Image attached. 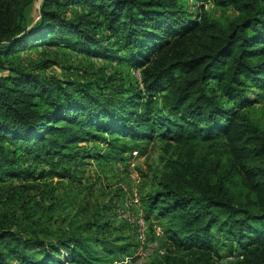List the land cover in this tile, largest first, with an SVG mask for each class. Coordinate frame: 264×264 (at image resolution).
<instances>
[{
  "label": "trees",
  "instance_id": "1",
  "mask_svg": "<svg viewBox=\"0 0 264 264\" xmlns=\"http://www.w3.org/2000/svg\"><path fill=\"white\" fill-rule=\"evenodd\" d=\"M195 1L235 15L194 16L181 0H41L32 25L37 0H0V183L45 177L16 170L13 148L75 182L87 159L129 165L160 141L142 206L160 221L165 253L149 264L227 254L228 264H264V128L248 110L251 92H264V0ZM42 46L125 63L141 84L123 90L103 69L67 80L40 72L55 62L12 59ZM31 185L0 207V264H125L131 245L108 235L105 208L82 220L84 210L46 206Z\"/></svg>",
  "mask_w": 264,
  "mask_h": 264
},
{
  "label": "rangeland",
  "instance_id": "2",
  "mask_svg": "<svg viewBox=\"0 0 264 264\" xmlns=\"http://www.w3.org/2000/svg\"><path fill=\"white\" fill-rule=\"evenodd\" d=\"M40 1L37 0L33 12V23L39 19L37 10L40 7ZM185 10L192 13L194 16L201 12V7L213 18H221L224 20L228 17H234L235 12L232 9H220L212 2H197L195 0H181ZM77 10V7H73ZM77 8V9H76ZM16 64L22 65L24 68H30L34 65L49 63L46 70H40L43 75H54L59 78H64L73 81H90L96 80L94 72L98 69H103L102 76H112L116 81V86H121L123 90L136 89L141 84V72L135 68H130L127 64L106 62L103 60L92 59L83 55L72 52L65 47H50L42 46L39 48L26 49L18 52L12 57ZM8 71H2L1 76H8ZM257 90L251 92V99L255 103L250 107L249 112L254 121L264 128V92L256 94ZM232 103H230V106ZM89 146L101 145L92 143ZM18 163L15 166L16 170L34 173L36 177L44 175L43 179L34 182L35 178H29L25 181L20 179L9 178L0 183V207L9 205L10 198L16 193L14 188L30 184L38 185L36 194L40 191L47 192L43 202L46 206L61 205L65 201L67 207L75 214L80 210V219L86 220L99 208H105L108 216L110 229L107 231L111 238L119 239L120 244H130V257L125 258V264H149L158 255L164 254V234L160 221L146 220L143 206L141 210H134V218L132 222L122 220L117 213V206L126 196H139L141 201L154 188L151 185L153 172L156 169L162 168V143L156 141L150 143L147 152L144 156H132L128 163H107L97 162L94 159H87L86 165L79 167L74 171L73 175H77V179L72 181L66 178L60 179L53 174L54 167L38 164L31 158H28L23 151L13 148ZM62 176L64 171L59 170ZM77 172V173H76ZM76 173V174H75ZM83 180V182H79ZM13 190H11V189ZM68 196V197H67ZM114 202V203H113ZM112 203V205H111ZM112 206H114L112 208ZM82 208V209H81ZM146 222L147 238L143 245L137 241L138 222L140 219ZM142 247V249H138ZM139 250V251H138ZM226 254V251L223 250ZM66 257V256H65ZM65 261V258H63ZM235 258L228 254L224 257L221 264H228L234 261Z\"/></svg>",
  "mask_w": 264,
  "mask_h": 264
},
{
  "label": "built area",
  "instance_id": "3",
  "mask_svg": "<svg viewBox=\"0 0 264 264\" xmlns=\"http://www.w3.org/2000/svg\"><path fill=\"white\" fill-rule=\"evenodd\" d=\"M133 155L137 156L138 154L135 152ZM141 208L142 205L139 196L134 194L133 196H126L121 200L120 205L118 204L117 206V213L122 220L132 222L134 218V210H141ZM138 225V240L140 245H143L147 238L146 222L141 218ZM138 249H142V247H139Z\"/></svg>",
  "mask_w": 264,
  "mask_h": 264
}]
</instances>
